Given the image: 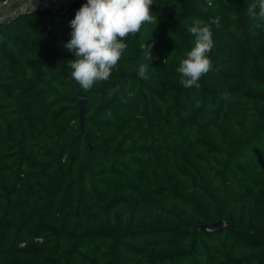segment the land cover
Instances as JSON below:
<instances>
[{"label":"trees","instance_id":"trees-1","mask_svg":"<svg viewBox=\"0 0 264 264\" xmlns=\"http://www.w3.org/2000/svg\"><path fill=\"white\" fill-rule=\"evenodd\" d=\"M253 2L153 0L157 24L125 37L117 68L87 91L65 47L80 0L0 22V264H264ZM217 16L213 69L184 88L188 29Z\"/></svg>","mask_w":264,"mask_h":264},{"label":"clouds","instance_id":"clouds-1","mask_svg":"<svg viewBox=\"0 0 264 264\" xmlns=\"http://www.w3.org/2000/svg\"><path fill=\"white\" fill-rule=\"evenodd\" d=\"M153 0H87L70 21L71 39L65 47L74 53L70 61L72 81L84 90H90L97 82L107 81L117 68L122 53L128 45L124 38L135 36L145 24H157V16L151 11ZM247 14L257 20V27L264 24V0H254L246 8ZM220 25V19L208 23L196 20L188 31L194 36L195 46L187 52L176 71L180 74L179 83L184 88H199L202 76L213 69L209 53L214 47L210 25ZM143 43L141 48H144ZM152 45L147 46L144 57L153 59ZM149 66L142 63L139 75L147 79ZM119 87L109 90V98ZM220 99H227L221 94Z\"/></svg>","mask_w":264,"mask_h":264},{"label":"built area","instance_id":"built-area-1","mask_svg":"<svg viewBox=\"0 0 264 264\" xmlns=\"http://www.w3.org/2000/svg\"><path fill=\"white\" fill-rule=\"evenodd\" d=\"M73 0H1L0 22L9 20L21 14H26L36 9L50 8L55 10L60 5ZM83 6L85 0H80Z\"/></svg>","mask_w":264,"mask_h":264},{"label":"water","instance_id":"water-1","mask_svg":"<svg viewBox=\"0 0 264 264\" xmlns=\"http://www.w3.org/2000/svg\"><path fill=\"white\" fill-rule=\"evenodd\" d=\"M72 86L76 89L77 86L70 80ZM85 98H81L80 101H79V105H80V112L83 113L84 112V106H85ZM223 225V222L222 221H216L214 223H211V224H204L202 226L203 229H206V230H217L219 228H221Z\"/></svg>","mask_w":264,"mask_h":264},{"label":"rangeland","instance_id":"rangeland-1","mask_svg":"<svg viewBox=\"0 0 264 264\" xmlns=\"http://www.w3.org/2000/svg\"><path fill=\"white\" fill-rule=\"evenodd\" d=\"M57 9H58V8H56V10H55V11H57Z\"/></svg>","mask_w":264,"mask_h":264},{"label":"crops","instance_id":"crops-1","mask_svg":"<svg viewBox=\"0 0 264 264\" xmlns=\"http://www.w3.org/2000/svg\"><path fill=\"white\" fill-rule=\"evenodd\" d=\"M63 1H66V0H63Z\"/></svg>","mask_w":264,"mask_h":264}]
</instances>
